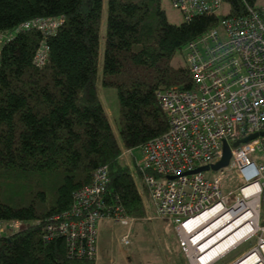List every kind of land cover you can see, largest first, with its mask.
Returning a JSON list of instances; mask_svg holds the SVG:
<instances>
[{
	"label": "trees",
	"instance_id": "16d2710c",
	"mask_svg": "<svg viewBox=\"0 0 264 264\" xmlns=\"http://www.w3.org/2000/svg\"><path fill=\"white\" fill-rule=\"evenodd\" d=\"M239 10L241 0H233ZM104 0H0V33L13 35L0 52V264H96L71 250L73 239L48 236L56 214L71 209L76 190L107 166L105 195L128 216L147 214L123 149H142L169 121L157 92L191 88L176 52L217 25L223 15L196 14L171 23L161 0H107V33L99 72ZM61 17L55 34L17 28L35 18ZM47 45V57L36 54ZM115 87L120 103L116 136L98 85ZM136 172V169H135ZM150 199V196H149ZM27 222L2 233L1 225Z\"/></svg>",
	"mask_w": 264,
	"mask_h": 264
},
{
	"label": "built area",
	"instance_id": "2783aa9c",
	"mask_svg": "<svg viewBox=\"0 0 264 264\" xmlns=\"http://www.w3.org/2000/svg\"><path fill=\"white\" fill-rule=\"evenodd\" d=\"M172 1L186 19L196 14L218 13L224 1L232 5L234 2ZM241 1L240 11L234 9L185 45L193 85L158 90L157 99L167 116L169 129L145 143L143 162L137 164L158 215L173 222L189 264H213L253 235L257 236L255 245L231 264L253 258L250 264H264V135L234 146L236 141L264 131V6H257L256 0ZM63 20L61 17L35 18L17 30L36 28L44 34H55ZM12 36L0 33V52L3 43ZM47 48L44 43L38 50L37 64L45 62ZM225 142L232 151L229 165L198 171L222 158ZM208 170L213 171L210 176H207ZM228 170H233L243 181L236 195L224 189ZM108 183L107 166L99 167L92 183L75 191L71 209L51 218L48 236L73 239L72 251L81 256H94L99 221L112 218L127 224L132 217L125 215L115 203L107 202L104 194ZM215 209L203 223H194ZM229 214L230 219H225L221 229L243 217L245 221L229 234L245 225L251 228L237 242L204 262L207 251L224 238H217L207 247L222 230L205 239L204 226L214 217L219 221ZM123 237L129 243V234Z\"/></svg>",
	"mask_w": 264,
	"mask_h": 264
},
{
	"label": "rangeland",
	"instance_id": "374dc122",
	"mask_svg": "<svg viewBox=\"0 0 264 264\" xmlns=\"http://www.w3.org/2000/svg\"><path fill=\"white\" fill-rule=\"evenodd\" d=\"M256 4L257 6H264V0H256ZM161 6L171 23L180 24L185 19L183 12L173 4L172 0H161ZM233 11V5L229 1H224L218 13L225 16ZM107 16L108 5L107 0H104L100 30V74L102 73L103 54L106 45ZM171 64L176 68L187 65L184 49L176 52ZM98 91L119 141L121 140L119 129L120 103L117 89L100 83ZM121 159L130 163L137 185L141 192H144V183L137 171V169L139 170L137 164H142L143 162L142 149L137 148L133 152L123 149ZM211 173L213 171L208 170L207 176H210ZM242 184L243 181L237 177L233 170L227 171L224 183L226 192L234 191L236 195ZM143 197L147 207V214L144 217L129 216L130 219L127 224H122L112 218L100 221L98 225L97 249L94 255L96 264H187V258L184 257L185 255L177 242L173 222L169 218H162L158 215L155 204L151 198L149 199L148 194H144ZM215 219L213 222L217 221ZM12 223L14 222L3 223L1 225L2 233H13L27 225L26 221L18 225H11ZM127 233L130 237L129 243H126L123 237ZM256 242V235L247 238L213 264L233 263L251 249Z\"/></svg>",
	"mask_w": 264,
	"mask_h": 264
},
{
	"label": "bare ground",
	"instance_id": "6f19581e",
	"mask_svg": "<svg viewBox=\"0 0 264 264\" xmlns=\"http://www.w3.org/2000/svg\"><path fill=\"white\" fill-rule=\"evenodd\" d=\"M215 211H216V209L203 214L202 216H200L196 220H194V223H196V224L197 223L198 224L199 223H203L205 220H207L209 217H211L215 213ZM230 217H231V215L229 214L227 217L223 218L222 220L213 222V220L216 218V217H214L213 219L208 221L207 225L204 226L205 228L203 229L202 236L205 237V239H207L209 236H211L215 232L219 231L226 224V220L225 219L228 220V219H230ZM245 219H246V217L240 218L239 221L235 222L230 227H228V228L225 227L226 229H224V228L221 229L222 231L219 232V234L214 239H212L210 242H208L206 244V246L209 247L217 240V238L221 239L222 237H224L219 243H217L215 246L211 247L207 251L206 256L203 257V259H204L203 261L204 262L206 261V259L208 257L210 258L213 255L218 254L221 251H224L227 246H230L231 244L237 242L240 237L245 236V234L248 231V227L250 225L249 226L245 225L242 228L239 227V229L237 231H234L233 233L229 234V232H231L236 226H240L243 223V221H245ZM250 228H251V226H250ZM253 260H254V258L250 259V260H246L245 262H242L241 264H250V262L253 261Z\"/></svg>",
	"mask_w": 264,
	"mask_h": 264
},
{
	"label": "water",
	"instance_id": "95a60500",
	"mask_svg": "<svg viewBox=\"0 0 264 264\" xmlns=\"http://www.w3.org/2000/svg\"><path fill=\"white\" fill-rule=\"evenodd\" d=\"M258 135H264V131L255 133L253 135L247 136L246 138L238 140V141H236L234 143V146L239 145L241 142H247L250 139H252V138H254V137L258 136ZM231 156H232L231 147H230V145L227 142H225L224 143V151H223L222 158L218 162L212 164L211 166L200 167L197 170L200 171V170H206V169H210V168H212L213 170H218V169H220L222 167H225V166L229 165Z\"/></svg>",
	"mask_w": 264,
	"mask_h": 264
},
{
	"label": "crops",
	"instance_id": "0c3cea01",
	"mask_svg": "<svg viewBox=\"0 0 264 264\" xmlns=\"http://www.w3.org/2000/svg\"><path fill=\"white\" fill-rule=\"evenodd\" d=\"M101 220H105V219H101ZM100 220V221H101ZM107 220V219H106ZM100 221H99V223H100ZM99 223H98V225H99ZM176 235H177V233H176ZM177 242H178V244H179V241H178V236H177ZM180 246V245H179ZM184 256V255H183ZM185 257V256H184ZM186 258V257H185ZM186 262H187V260H186ZM187 264H188V262H187Z\"/></svg>",
	"mask_w": 264,
	"mask_h": 264
},
{
	"label": "clouds",
	"instance_id": "9594fccd",
	"mask_svg": "<svg viewBox=\"0 0 264 264\" xmlns=\"http://www.w3.org/2000/svg\"><path fill=\"white\" fill-rule=\"evenodd\" d=\"M126 150H131L133 152V149H126Z\"/></svg>",
	"mask_w": 264,
	"mask_h": 264
}]
</instances>
